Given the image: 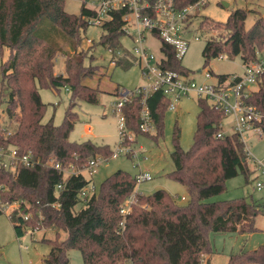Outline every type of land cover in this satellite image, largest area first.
<instances>
[{
  "label": "trees",
  "instance_id": "16d2710c",
  "mask_svg": "<svg viewBox=\"0 0 264 264\" xmlns=\"http://www.w3.org/2000/svg\"><path fill=\"white\" fill-rule=\"evenodd\" d=\"M65 1L0 0V52L9 49L1 70L2 79L10 88L4 102L11 126V129L8 125L5 129L0 126V147L14 146L19 154L32 151L34 157L40 158L36 165L20 164L16 171L0 166V182L7 186L2 204L19 203L9 216L11 220L16 222L22 213L31 212L34 225L56 228L57 237L48 240L56 248V258L52 259L55 264H67V251L71 248L81 252L84 264H200L203 255L214 251L210 232L251 233L260 229L256 218L264 215V209L257 200L246 197L208 200L227 188L229 178L243 174L249 182L253 168L237 133L217 135L224 112L203 98L198 99L193 142L185 149L178 135H174L171 152L174 168L166 172L184 185L186 202L179 203L173 193L161 188L149 194L137 192L130 209L123 212L137 179L129 171L118 169L90 197L83 199L85 206L80 211H74L81 191L91 179L82 172L65 177L64 168L83 169L95 154L110 157L113 150L106 143L70 139L78 119L74 109L79 101L100 102L101 88L88 80L99 73L104 75L105 70L92 64L95 56L89 54L90 47L85 50L81 47L90 25L84 17L94 11L82 5L79 14L70 13L65 10ZM196 1L175 0V5L183 8ZM124 12V9L112 12V19L102 25L103 33L94 44L114 51L122 49L121 55L114 54L115 66L130 68L135 57L121 41ZM149 13L143 10V14ZM196 14L189 17L190 33V18ZM247 15L243 8L234 10L224 22L197 15L196 29L207 37L203 49L205 65L212 57L223 54L240 55L244 64L258 58L264 50V16L246 28ZM161 47L167 56L163 68L191 74L172 46L162 43ZM58 53L65 57V71L57 74L54 68ZM218 75L224 78L229 73ZM41 87H67L71 91L61 123L55 124L54 116L43 120L47 103L41 98ZM141 99V94L135 95L123 107L127 127L137 133H143ZM246 101L264 112V73ZM169 103L170 99L161 91L148 96L156 132L144 135L155 139L164 136V112ZM261 126L264 131V122ZM52 154L61 169L46 163ZM3 213L0 205V216ZM59 230L66 232L64 239L58 235ZM227 264H264V243L232 253Z\"/></svg>",
  "mask_w": 264,
  "mask_h": 264
},
{
  "label": "rangeland",
  "instance_id": "374dc122",
  "mask_svg": "<svg viewBox=\"0 0 264 264\" xmlns=\"http://www.w3.org/2000/svg\"><path fill=\"white\" fill-rule=\"evenodd\" d=\"M237 8L248 11L246 28L252 26L259 16H264V0H207L202 7L197 9L196 16L190 18L192 20L190 34L198 35V38L191 37L188 49L181 58V63L190 69L191 76L198 81L212 80L205 78L204 73L206 71H211L213 75L241 74L244 72V62L240 55L223 54L212 57L205 65L203 49L207 37L196 29L199 13L210 16L216 21L224 22ZM81 9V1H65L66 11L79 14ZM102 33V26L90 24L81 46L84 50L90 47L89 54L93 53L95 56L92 64L101 65V71L105 70L104 75L99 73L94 79L88 80L92 85H98L101 88L100 102L94 104L85 100L79 101L74 109L78 113V119L70 133V139L75 141L90 139L94 142L109 144L116 155H110L107 160H103L94 173L90 174L87 170H83V174L91 179L90 185H94L95 190H98L101 182L118 169L127 170L133 176L141 172H149L152 178L137 181L134 192L127 198L126 207L135 199L137 192L149 194L161 188L173 193L179 203H184L188 196L184 185L168 177L166 172L174 168V162L171 158L174 135H178L180 144L185 149H188L193 142L196 115L199 111V98L197 96L183 97L176 103V109L168 108L165 110L164 136L159 139L143 134L146 132L155 134V128L145 131L140 127L143 133H137L132 128H128L127 124L123 134L119 135L118 117L113 110L114 102L120 97L119 93L122 92L123 88L132 90L142 84L145 78L138 63L133 64L130 68L110 64L111 54L106 47L94 44V40H99ZM88 39H92V41L89 42ZM122 42L127 49L129 48V51L132 50L133 43L127 35L122 37ZM151 43L155 50L160 46L158 40H152ZM8 55V48H4L3 53L0 52V126L3 129L8 125L6 102L4 101L9 97L10 88L2 79L1 65ZM54 71L57 74L65 71V57L61 53L56 56ZM253 88H257V85ZM39 91L42 100L47 103L43 120L48 121L54 116L55 124L61 123L70 104L71 91L67 87L58 89L41 87ZM230 118L224 119L222 128L228 133L232 132ZM10 127L9 129H11ZM119 145L124 150L119 149ZM248 145L256 157L262 158L264 156V134H250ZM71 172L67 169L65 175H69ZM254 178L255 175L253 174L250 176L249 182L246 181L243 174L229 178L226 181L227 188L208 200H231L246 197L264 204V189L259 190L255 187ZM84 202L85 200L81 198L79 203L75 205L74 211H80L85 206ZM13 210L14 208L9 207V210L4 211L0 216V264H55L52 259L56 258V248L48 240L57 237V229L41 227L35 230L36 225L32 221L22 220L21 216L18 221L13 222L9 217ZM256 223L260 229L251 233L210 232L209 236L214 251L203 255L200 264H227L232 253H236L242 248L253 249L264 243L263 214L257 216ZM23 225L27 227L23 228ZM24 230L26 231L24 232ZM59 234L61 239L66 236V232L63 230H59ZM67 256V264H84L78 249H69ZM126 264H130V262Z\"/></svg>",
  "mask_w": 264,
  "mask_h": 264
},
{
  "label": "built area",
  "instance_id": "2783aa9c",
  "mask_svg": "<svg viewBox=\"0 0 264 264\" xmlns=\"http://www.w3.org/2000/svg\"><path fill=\"white\" fill-rule=\"evenodd\" d=\"M87 9L94 11L92 15H86L84 18L89 24L102 26L112 19V12L118 9H124L123 14L124 25L122 30L127 35L133 45L132 50H128L135 57V63L141 67L145 81L132 90L122 89L120 97L114 102L113 110L118 117L119 135L123 134L126 127V116L124 113V104L135 95H142L140 109V127L145 131L155 128V124L151 115V111L147 104L148 96L155 92L161 91L170 99L169 109L177 108V102L183 97L197 96L198 98L207 99L214 107L224 112V119L231 117V133H237L240 140L244 143V148L249 163L253 168L254 185L257 189H264V156L256 157L251 151L248 141L251 135L264 134L261 123L264 122V112L258 110L255 106L247 103L246 98L258 86V82L264 73V50L259 53L257 59L244 64V72L242 74H229L222 78L218 74L213 75L211 71L204 73L205 78L212 79L210 81H198L191 74H186L176 70L163 68V61L166 59V53L162 49V43H166L174 48L176 57L181 59L186 53L191 37L198 35L190 34L188 21L190 15H193L197 9L202 7L207 0H198L183 8L175 5V0H79ZM143 10H149V14H143ZM123 35V36H124ZM122 36V37H123ZM158 40L160 46L154 49L151 41ZM89 42L92 39H88ZM122 41V38H121ZM123 44V42H122ZM111 54L110 64L115 65L116 59L114 54L121 55L122 49L116 51L112 48L107 49ZM220 123L221 130L217 133L219 137L224 136L223 122ZM250 133V134H248ZM248 134V135H247ZM119 149L124 150L120 145ZM112 155H116L114 151ZM109 157L97 153L83 169H76L74 166L64 168V172L69 169L71 174L87 170L90 174L96 171V168L103 160ZM40 162V158L33 156L32 151L25 154H19L16 147L5 148L0 147V166L16 171L17 167L22 164L26 166H34ZM46 163L54 168L61 169L62 165L57 160L55 154H52ZM70 175V174H69ZM69 175H65L68 177ZM136 176L137 181L142 179H150L152 176L149 172H141ZM62 184L58 185L60 189ZM7 186L0 182V205L4 211H8L9 207L18 208L19 203L14 201L9 204H2V193ZM95 191L94 185L88 184L83 188L80 197L85 199L90 197ZM184 198V197H183ZM132 202V201H131ZM130 202V203H131ZM130 203L123 205L122 211L126 212L130 209ZM264 209V204H263ZM40 218L42 216L40 215ZM22 220L32 221L31 212L21 214ZM33 222V221H32ZM21 223V222H20ZM34 229H40L35 226Z\"/></svg>",
  "mask_w": 264,
  "mask_h": 264
},
{
  "label": "crops",
  "instance_id": "0c3cea01",
  "mask_svg": "<svg viewBox=\"0 0 264 264\" xmlns=\"http://www.w3.org/2000/svg\"><path fill=\"white\" fill-rule=\"evenodd\" d=\"M229 74H233V73H229ZM237 74H239V73H237ZM242 74V73H241ZM231 125V124H230ZM224 130V129H223ZM224 132H226L225 130H224ZM226 133H228V132H226ZM184 197V196H183ZM22 226V225H21ZM24 226V225H23ZM27 226L25 225L23 228H26ZM26 230H24V232H25Z\"/></svg>",
  "mask_w": 264,
  "mask_h": 264
}]
</instances>
